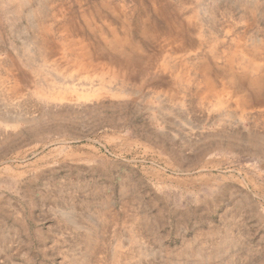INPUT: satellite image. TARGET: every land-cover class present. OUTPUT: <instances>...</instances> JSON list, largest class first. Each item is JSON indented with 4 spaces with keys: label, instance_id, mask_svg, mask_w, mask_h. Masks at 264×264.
Instances as JSON below:
<instances>
[{
    "label": "rangeland",
    "instance_id": "374dc122",
    "mask_svg": "<svg viewBox=\"0 0 264 264\" xmlns=\"http://www.w3.org/2000/svg\"><path fill=\"white\" fill-rule=\"evenodd\" d=\"M0 264H264V0H0Z\"/></svg>",
    "mask_w": 264,
    "mask_h": 264
}]
</instances>
